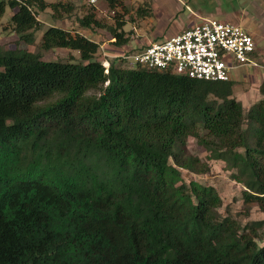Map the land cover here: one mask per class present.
Masks as SVG:
<instances>
[{
  "label": "trees",
  "instance_id": "1",
  "mask_svg": "<svg viewBox=\"0 0 264 264\" xmlns=\"http://www.w3.org/2000/svg\"><path fill=\"white\" fill-rule=\"evenodd\" d=\"M7 6L2 29L17 40L0 46V264H264V216L223 214L213 185L182 176L221 160L243 187L239 214L264 215V81L244 113L231 79L121 57L105 72L99 43L59 25L32 50L38 14L58 19L69 4L0 0V18ZM76 20L106 28L117 47L128 42L124 21L106 25L92 11ZM56 48L78 57L43 58Z\"/></svg>",
  "mask_w": 264,
  "mask_h": 264
},
{
  "label": "rangeland",
  "instance_id": "2",
  "mask_svg": "<svg viewBox=\"0 0 264 264\" xmlns=\"http://www.w3.org/2000/svg\"><path fill=\"white\" fill-rule=\"evenodd\" d=\"M50 2L63 1L69 4V11H62L58 19L51 17L49 9L38 14L41 28L34 33L35 41L30 49L34 50L40 42L42 32L49 25H59L71 31H78L88 38L99 43L96 57L102 62L114 58H124L125 64H134L133 54L144 48L153 40H160L172 36L184 24L198 18H216L220 21H230L239 24L243 28H251L257 50L253 57L259 63L258 67L237 66L231 69L230 77L234 82L233 96L242 100L243 111L246 112L249 104L259 100L262 95L259 85L264 80V31H260L261 4L264 0H122L115 11L107 8L104 0H46ZM259 6H258V5ZM147 9L146 15H142L139 9ZM92 11L96 18L106 25H114L116 19L124 21L123 30L127 33V44L117 47L114 38L106 28H82L77 25L76 17ZM12 14L7 6L0 18V46L13 47L17 35L9 30H3L4 24ZM193 16V18H192ZM253 21H257L255 24ZM264 24V23H263ZM177 34V33H176ZM21 47H26L20 42ZM70 55L78 57V52L68 49L56 48L43 53L44 59L65 60ZM97 89L91 87L87 93H96ZM189 150L206 159V151L198 147L195 140L188 139ZM210 170L206 174L195 175L182 170L185 181L196 180L204 184L213 185L218 191L222 206L219 211L223 214H231L245 223L248 220L263 218L257 207H253L248 217L239 214L242 208L241 190L242 185L230 178V172L223 169L221 160H210Z\"/></svg>",
  "mask_w": 264,
  "mask_h": 264
},
{
  "label": "built area",
  "instance_id": "3",
  "mask_svg": "<svg viewBox=\"0 0 264 264\" xmlns=\"http://www.w3.org/2000/svg\"><path fill=\"white\" fill-rule=\"evenodd\" d=\"M256 50L254 37L239 24L202 18L177 34L151 42L132 58L135 64L148 69L227 81L234 67L259 66L253 57ZM102 64L107 72L108 61Z\"/></svg>",
  "mask_w": 264,
  "mask_h": 264
},
{
  "label": "crops",
  "instance_id": "4",
  "mask_svg": "<svg viewBox=\"0 0 264 264\" xmlns=\"http://www.w3.org/2000/svg\"><path fill=\"white\" fill-rule=\"evenodd\" d=\"M258 4H261L262 5V7L261 8H259V9H263L262 11H261V17H262V19H261V22L259 23V25H260V31H264V3H258ZM257 4V5H258ZM259 6V5H258ZM192 18H193V16H192ZM202 18H198L197 20H192L191 19V21L189 22V23H187V24H184V26H182V28H180L178 31H176L174 34H176V33H179V32H181V31H183V30H185V29H187V28H189V27H191V26H193L194 24H196L197 22H199L200 20H201ZM257 21H253V23L255 24ZM246 31H248L252 36H253V34L251 33V31H250V29H254L253 27H251V28H248V27H246V28H244ZM173 34V35H174ZM89 39H91V38H89ZM165 39V38H164ZM92 40V39H91ZM160 40H163V39H160ZM94 41V40H93ZM153 41H159V40H153ZM257 46V45H256ZM232 80V79H231ZM264 80V79H263ZM241 102H242V100L241 99H239ZM252 104V103H251ZM251 104H249V105H251Z\"/></svg>",
  "mask_w": 264,
  "mask_h": 264
}]
</instances>
